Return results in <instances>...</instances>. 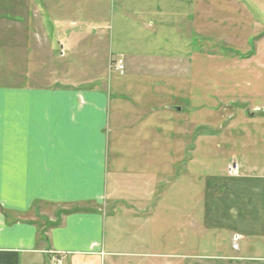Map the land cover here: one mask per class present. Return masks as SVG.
Wrapping results in <instances>:
<instances>
[{"label": "crops", "instance_id": "1", "mask_svg": "<svg viewBox=\"0 0 264 264\" xmlns=\"http://www.w3.org/2000/svg\"><path fill=\"white\" fill-rule=\"evenodd\" d=\"M193 2L200 26L208 13L252 18L238 0ZM251 49H224L249 75L217 90L220 142L238 151L203 177L194 202L175 121L192 98L191 59L186 69L164 57L171 74L140 76L126 61L123 74L110 69V55L94 78L36 73L23 78L50 83L0 86V264H193V241L209 264H264V158L250 149L259 143L251 130L264 125V80Z\"/></svg>", "mask_w": 264, "mask_h": 264}, {"label": "rangeland", "instance_id": "2", "mask_svg": "<svg viewBox=\"0 0 264 264\" xmlns=\"http://www.w3.org/2000/svg\"><path fill=\"white\" fill-rule=\"evenodd\" d=\"M193 1L0 0V86L50 83L23 78L24 75L34 78L36 73L50 76L66 73L72 78L75 76L70 71L76 74L79 70L83 78L88 70L89 77L94 78L103 70L110 55V63L121 57L124 68L126 61L129 67L138 70L140 76L149 73L151 68L156 72L157 67H163L171 74L172 63L160 64L166 60L164 57L185 62L186 69L191 59V83L188 85L192 98L188 104L176 99L177 105L181 101L180 105L187 111L184 115L176 114L175 121L177 153L192 157L191 176L188 174L189 162L185 175L186 184L192 186L194 202L195 190L203 177L219 171L238 151L237 147L222 146L220 142L221 114L216 111L221 102L217 90L231 89V81L237 73L236 81L240 79L247 84L249 75L235 64L228 54L230 51L224 49L233 48L243 54L252 50L253 45L254 62L261 63L264 80V0H238L239 9L249 10L252 18L248 19L246 12L242 15V11L233 18L226 17L227 11L218 15L208 13L201 20L202 26L194 16ZM174 28L183 29L180 31L184 34L179 35ZM217 28L241 34H220L215 32ZM245 31L247 34H242ZM233 58L239 60L237 56ZM15 77L22 80L17 83ZM218 78L226 79L224 88H218ZM161 84L155 82L154 86ZM261 111L263 109L255 110L256 113ZM237 114L236 122L246 120V117L241 118L245 113L239 111ZM258 117L263 118L264 123V116L258 114ZM235 131L237 136L241 132L243 135L245 130ZM250 133L259 141L250 149L258 150L262 153L259 156L264 158V125ZM166 184L167 178H162L161 185ZM202 252L198 242L193 241V264H209L200 258ZM209 253L216 251L210 250Z\"/></svg>", "mask_w": 264, "mask_h": 264}, {"label": "built area", "instance_id": "3", "mask_svg": "<svg viewBox=\"0 0 264 264\" xmlns=\"http://www.w3.org/2000/svg\"><path fill=\"white\" fill-rule=\"evenodd\" d=\"M110 68L112 69V70H114V71H116V72H118V73H120V74H123L124 73V60H123V58H118V59H116V60H113V61H111V63H110ZM229 169H230V172L231 173H236V170H237V168L236 167H234L233 165H231L230 167H229ZM238 239V237H235V240H237ZM64 261H63V259L62 258H54L53 260H52V262H51V264H64L63 263Z\"/></svg>", "mask_w": 264, "mask_h": 264}, {"label": "water", "instance_id": "4", "mask_svg": "<svg viewBox=\"0 0 264 264\" xmlns=\"http://www.w3.org/2000/svg\"><path fill=\"white\" fill-rule=\"evenodd\" d=\"M175 109H177L178 111H181V108H175Z\"/></svg>", "mask_w": 264, "mask_h": 264}]
</instances>
